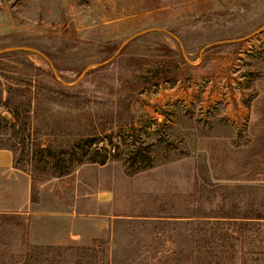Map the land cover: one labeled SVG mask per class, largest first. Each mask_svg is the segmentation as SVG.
<instances>
[{
    "label": "rangeland",
    "instance_id": "374dc122",
    "mask_svg": "<svg viewBox=\"0 0 264 264\" xmlns=\"http://www.w3.org/2000/svg\"><path fill=\"white\" fill-rule=\"evenodd\" d=\"M3 146L0 264H264V0H0Z\"/></svg>",
    "mask_w": 264,
    "mask_h": 264
},
{
    "label": "crops",
    "instance_id": "0c3cea01",
    "mask_svg": "<svg viewBox=\"0 0 264 264\" xmlns=\"http://www.w3.org/2000/svg\"><path fill=\"white\" fill-rule=\"evenodd\" d=\"M13 168V153L6 148H0V173L12 174Z\"/></svg>",
    "mask_w": 264,
    "mask_h": 264
},
{
    "label": "trees",
    "instance_id": "16d2710c",
    "mask_svg": "<svg viewBox=\"0 0 264 264\" xmlns=\"http://www.w3.org/2000/svg\"><path fill=\"white\" fill-rule=\"evenodd\" d=\"M111 143V142H110ZM0 148H6V149H9V150H11L12 148H10V147H6V146H3V147H0ZM236 219V218H235Z\"/></svg>",
    "mask_w": 264,
    "mask_h": 264
}]
</instances>
